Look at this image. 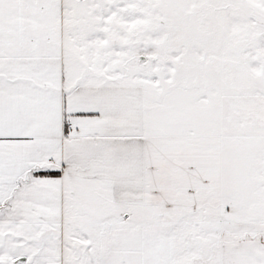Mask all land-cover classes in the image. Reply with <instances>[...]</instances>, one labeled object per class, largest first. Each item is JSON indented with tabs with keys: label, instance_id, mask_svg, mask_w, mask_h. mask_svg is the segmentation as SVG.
Masks as SVG:
<instances>
[{
	"label": "snow or ice",
	"instance_id": "snow-or-ice-1",
	"mask_svg": "<svg viewBox=\"0 0 264 264\" xmlns=\"http://www.w3.org/2000/svg\"><path fill=\"white\" fill-rule=\"evenodd\" d=\"M0 264H264V0H0Z\"/></svg>",
	"mask_w": 264,
	"mask_h": 264
}]
</instances>
